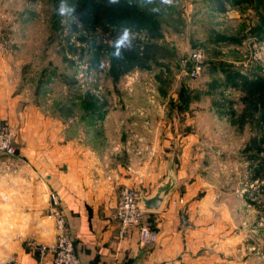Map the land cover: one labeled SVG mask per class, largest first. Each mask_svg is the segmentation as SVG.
I'll use <instances>...</instances> for the list:
<instances>
[{
    "label": "rangeland",
    "instance_id": "374dc122",
    "mask_svg": "<svg viewBox=\"0 0 264 264\" xmlns=\"http://www.w3.org/2000/svg\"><path fill=\"white\" fill-rule=\"evenodd\" d=\"M59 1H2L0 26L11 45L0 56L9 51L18 61L19 88L76 130L100 116L108 122L116 109H156L163 125L156 138L172 141L168 159L180 139H199L188 154L208 192L203 216L218 264H264V3L148 0L164 9L159 34L139 21L117 57L110 28L65 5L61 13ZM198 53L201 69L193 75ZM128 141L111 154L148 151Z\"/></svg>",
    "mask_w": 264,
    "mask_h": 264
},
{
    "label": "crops",
    "instance_id": "0c3cea01",
    "mask_svg": "<svg viewBox=\"0 0 264 264\" xmlns=\"http://www.w3.org/2000/svg\"><path fill=\"white\" fill-rule=\"evenodd\" d=\"M10 55L0 56V117L16 131L17 156L0 157V264L35 262L37 251L25 244L29 237L54 241L55 223L47 215L52 191L84 264H218L210 219L203 216L207 205L202 195L208 192L193 170L194 155L188 154L192 142L201 144L199 139H180V149L168 159L172 141L156 138L163 126L155 120L159 111L145 107L116 109L108 122L104 115L76 130L74 122L43 109L32 92L19 88L18 61ZM128 130L136 134L126 137ZM126 141L148 151L142 157L128 151L111 154L113 146ZM171 158L180 184L163 211L147 213L159 231L158 242L142 245L137 229L119 237L113 211L121 186L151 193L166 176ZM14 164L18 170H11ZM182 216L189 226L181 223Z\"/></svg>",
    "mask_w": 264,
    "mask_h": 264
},
{
    "label": "built area",
    "instance_id": "2783aa9c",
    "mask_svg": "<svg viewBox=\"0 0 264 264\" xmlns=\"http://www.w3.org/2000/svg\"><path fill=\"white\" fill-rule=\"evenodd\" d=\"M11 45L9 35L0 26V55ZM193 75L201 69L200 53L196 54ZM0 152L10 157L17 155L14 143V133L7 122L0 118ZM139 193L130 186H123L119 191L113 217L118 222L119 237H124L131 229H137L140 242L151 246L158 242L159 233L147 218V211L138 205ZM48 216L53 219L56 227L55 239L52 243L38 241L29 237L26 241L30 248L38 253V259L30 264H84L75 250L74 237L69 229L68 219L64 213L58 195L52 191L49 194ZM49 260V261H48Z\"/></svg>",
    "mask_w": 264,
    "mask_h": 264
},
{
    "label": "trees",
    "instance_id": "16d2710c",
    "mask_svg": "<svg viewBox=\"0 0 264 264\" xmlns=\"http://www.w3.org/2000/svg\"><path fill=\"white\" fill-rule=\"evenodd\" d=\"M259 1L264 3V0ZM59 2L74 11L90 15L91 19L96 20L103 29L110 28L111 36L116 40L123 35L125 29L132 33L137 28V24H140L139 21H144V27L150 34L158 35V25L164 18V9L148 0H122L112 6H108L110 4L105 0H60Z\"/></svg>",
    "mask_w": 264,
    "mask_h": 264
},
{
    "label": "water",
    "instance_id": "95a60500",
    "mask_svg": "<svg viewBox=\"0 0 264 264\" xmlns=\"http://www.w3.org/2000/svg\"><path fill=\"white\" fill-rule=\"evenodd\" d=\"M179 184L180 181L177 179L174 158H171L166 176L153 188L152 192L145 194L142 189L140 190L138 200L139 207L145 211H163L168 205L172 193L176 190ZM181 223L184 226H189L184 216L181 218Z\"/></svg>",
    "mask_w": 264,
    "mask_h": 264
},
{
    "label": "clouds",
    "instance_id": "9594fccd",
    "mask_svg": "<svg viewBox=\"0 0 264 264\" xmlns=\"http://www.w3.org/2000/svg\"><path fill=\"white\" fill-rule=\"evenodd\" d=\"M109 4H117L119 2V0H108ZM165 3H170V0H164ZM65 11H68V9H66L63 5L60 8V12L64 13ZM124 37H126V39H124ZM121 39L124 40L123 43L119 44V47L117 49V51L114 53V55H116L117 57L120 56V51L119 48H126V47H130L131 46V42H132V37L129 33V31L127 29L124 30L123 35L121 36Z\"/></svg>",
    "mask_w": 264,
    "mask_h": 264
},
{
    "label": "snow or ice",
    "instance_id": "6c2138e0",
    "mask_svg": "<svg viewBox=\"0 0 264 264\" xmlns=\"http://www.w3.org/2000/svg\"><path fill=\"white\" fill-rule=\"evenodd\" d=\"M124 39H126V37H124ZM124 42V40L123 39H121V37L117 40V47H119V44L120 43H123Z\"/></svg>",
    "mask_w": 264,
    "mask_h": 264
}]
</instances>
